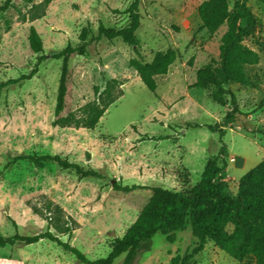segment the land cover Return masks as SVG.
<instances>
[{"label":"rangeland","instance_id":"rangeland-1","mask_svg":"<svg viewBox=\"0 0 264 264\" xmlns=\"http://www.w3.org/2000/svg\"><path fill=\"white\" fill-rule=\"evenodd\" d=\"M43 1L0 0V83L36 69L31 79L10 85L0 98V234L6 238L45 232L49 220L32 208L44 209L51 201L61 207L62 223L72 228L70 234L53 227L51 232L90 260L106 258L114 240L137 219L153 187L187 192L201 180L207 161L219 153L220 135L205 125L223 123L232 110L231 97L226 96L227 104L221 106L212 97L213 89L192 85L198 69L219 61L227 25L213 34L201 27L198 7L205 0H139V46L102 38L90 42L84 55H72L61 116H80V109L98 101L111 79L122 83V96L93 130L62 128L53 125L63 61L55 55L68 45L78 46L84 27L94 35L100 23L127 27L126 11L135 0H52L45 15L31 21L33 7ZM248 4L260 22L256 39L244 43L259 54L260 62L247 68L249 85L226 87L239 108L236 122L225 128L222 138L229 153L227 180L232 193L264 159V0ZM31 26L43 40L40 54L29 45ZM169 49L177 50L179 57L166 75L156 78L158 88L152 93L130 60L151 62L157 52ZM41 56L46 58L39 61ZM29 155H58L93 168L104 178H80L54 162L38 168L29 160H15ZM197 244L189 225L176 232L174 242L157 233L135 264H172ZM124 259L125 254L113 264H124ZM0 264L83 263L57 243L41 239L0 249ZM188 264L242 263L209 241Z\"/></svg>","mask_w":264,"mask_h":264},{"label":"trees","instance_id":"trees-1","mask_svg":"<svg viewBox=\"0 0 264 264\" xmlns=\"http://www.w3.org/2000/svg\"><path fill=\"white\" fill-rule=\"evenodd\" d=\"M51 1L44 0L33 7L29 19L35 21L42 18ZM126 12L129 14L127 27H107L100 23L96 35L89 26L84 27L79 36L78 46L68 45L55 55V59L62 58L63 61L54 126L93 130L107 109L122 96L120 89L122 83L117 79H111L102 93L96 92L99 94L98 101L90 102L80 109V116L75 113L61 116L65 106L69 60L72 55H84L90 42L102 38L109 41L120 39L130 46H139L136 38L141 18L139 0H135ZM198 16L201 27L210 34L218 31L224 24L227 25V30L220 40L219 61L198 69L192 86L204 90L213 89L212 97L221 106L227 104L226 96H230L232 100V110L226 114L222 124L205 125L211 132L219 133L222 145L219 153L207 161L201 180L187 192L153 187L152 194L137 219L121 238L114 240L112 250L106 258L90 260L78 248L63 242L51 232L50 227L60 234H70L72 231L66 222L61 221L63 212L61 207L51 201L46 203L44 209L32 208L34 213L49 220L50 226L45 232L33 236L15 233L6 238L0 234V249L16 244L30 245L46 239L72 253L83 264H113L114 260L123 254L124 264H135L138 253L149 250L152 238L157 233L166 236L169 242H174L176 232L189 225L198 244L190 254L175 258L172 264H188L209 241L239 263L264 264V159L240 179L237 192L232 193L227 180L229 153L222 140L225 128L236 122L239 113L235 95L226 87L231 84L249 85L247 68L260 62L259 54L244 43L248 38L256 39L260 21L249 6L248 0H205L198 7ZM28 41L33 53L43 52V40L34 26L30 27ZM178 57L177 50L169 49L157 52L151 62L133 58L130 60V66L137 72L143 84L152 93H156L158 88L156 78L166 75ZM44 58L46 56H41L39 61ZM35 73L36 69L19 79L0 83V98L10 85L21 84L31 79ZM22 159L31 161L38 168H43L46 162H54L62 169L74 171L80 178H104L93 168H84L58 155H29L15 158ZM12 164V162L7 164L5 168ZM2 173L0 171V176ZM134 188L136 187H125L124 190L130 191ZM11 223L17 228L15 221L11 220Z\"/></svg>","mask_w":264,"mask_h":264}]
</instances>
